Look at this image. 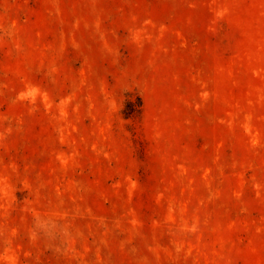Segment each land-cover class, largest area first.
<instances>
[{"label":"rangeland","instance_id":"obj_1","mask_svg":"<svg viewBox=\"0 0 264 264\" xmlns=\"http://www.w3.org/2000/svg\"><path fill=\"white\" fill-rule=\"evenodd\" d=\"M0 264H264V0H0Z\"/></svg>","mask_w":264,"mask_h":264}]
</instances>
